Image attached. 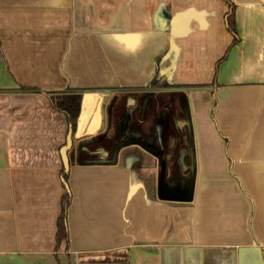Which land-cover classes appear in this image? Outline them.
Here are the masks:
<instances>
[{"label": "crops", "instance_id": "obj_1", "mask_svg": "<svg viewBox=\"0 0 264 264\" xmlns=\"http://www.w3.org/2000/svg\"><path fill=\"white\" fill-rule=\"evenodd\" d=\"M0 264H264V0H0Z\"/></svg>", "mask_w": 264, "mask_h": 264}, {"label": "trees", "instance_id": "obj_2", "mask_svg": "<svg viewBox=\"0 0 264 264\" xmlns=\"http://www.w3.org/2000/svg\"><path fill=\"white\" fill-rule=\"evenodd\" d=\"M230 9L227 13V23L229 30L233 34V41L231 44H234L237 40V36L234 30L232 15H233V6L229 4ZM156 88H169L173 85H169L164 81H157L152 85ZM207 85L197 84L189 85L188 88H204ZM175 87V86H174ZM173 88V87H172ZM51 104L54 108L60 110L65 114L69 129L73 132L79 116L80 105H81V92H71V93H54L50 95ZM63 178L66 180V174H63ZM70 196L68 193L63 195L61 200V212L57 221V231H56V240L57 242L67 239V228H66V209L69 205Z\"/></svg>", "mask_w": 264, "mask_h": 264}, {"label": "water", "instance_id": "obj_3", "mask_svg": "<svg viewBox=\"0 0 264 264\" xmlns=\"http://www.w3.org/2000/svg\"><path fill=\"white\" fill-rule=\"evenodd\" d=\"M71 136H72V131L71 129H69L66 136L65 144L61 148V152H60L65 171H67L68 169L67 151L72 145ZM148 149L154 152L157 151V149H155L154 147H148ZM161 167H163V163L161 164ZM159 193L162 198H175V199L189 198L191 194V181H189L187 191L184 193L183 190L181 189L179 191L171 189L166 183L163 174H161L159 181Z\"/></svg>", "mask_w": 264, "mask_h": 264}, {"label": "rangeland", "instance_id": "obj_4", "mask_svg": "<svg viewBox=\"0 0 264 264\" xmlns=\"http://www.w3.org/2000/svg\"><path fill=\"white\" fill-rule=\"evenodd\" d=\"M175 95H173L172 96V98H171V101H172V105H173V112L176 110V109H178V108H180V104H181V101H180V97L178 96V97H174ZM156 101H158V99H156ZM147 119V118H146ZM180 125H178V126H180V127H176V128H178V131H181L182 133H183V128H184V126H183V128H181L182 126V123H179ZM160 125V124H159ZM182 129V130H181ZM181 132H180V134H181ZM137 135V137L141 140V141H143V142H145V143H147L149 140H151V134H150V132L149 131H147V132H140V133H137L136 134ZM167 180V184H168V186L171 188V189H176V188H178V187H180V182L178 181V180H169L168 178L166 179Z\"/></svg>", "mask_w": 264, "mask_h": 264}]
</instances>
